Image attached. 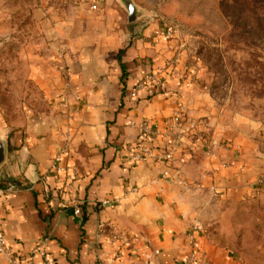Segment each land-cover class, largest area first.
Instances as JSON below:
<instances>
[{"label": "crops", "instance_id": "obj_1", "mask_svg": "<svg viewBox=\"0 0 264 264\" xmlns=\"http://www.w3.org/2000/svg\"><path fill=\"white\" fill-rule=\"evenodd\" d=\"M112 36L110 52L74 53L72 92L59 105L67 114L0 125L6 140L0 229L20 261L41 264L32 255L42 245L53 264H178L189 252L188 230L199 223L192 264H264V239L249 244L255 253L246 252L235 241V226L216 224L263 197L264 145L235 132L214 144L201 140L199 127L190 130L188 122L207 114L205 98L191 83H165L136 66L146 54L139 42L121 56L128 72L122 93L119 34ZM146 75L159 84L148 83L131 98ZM176 114L186 121L171 127ZM145 120L155 139L142 134ZM139 142L149 159L124 163L126 150ZM0 264H6L2 255Z\"/></svg>", "mask_w": 264, "mask_h": 264}, {"label": "rangeland", "instance_id": "obj_2", "mask_svg": "<svg viewBox=\"0 0 264 264\" xmlns=\"http://www.w3.org/2000/svg\"><path fill=\"white\" fill-rule=\"evenodd\" d=\"M131 1L139 14L132 23L119 0H0V125L67 114L59 105L72 92L74 53L110 52L117 33L118 51L133 42L146 50L136 66L165 83L195 85L207 114L188 127L198 126L201 140L235 132L264 145V0ZM238 209L216 224L235 226V241L255 253L249 244L264 239V195Z\"/></svg>", "mask_w": 264, "mask_h": 264}, {"label": "built area", "instance_id": "obj_3", "mask_svg": "<svg viewBox=\"0 0 264 264\" xmlns=\"http://www.w3.org/2000/svg\"><path fill=\"white\" fill-rule=\"evenodd\" d=\"M93 9L96 8V5H92ZM172 31V28L170 26L167 27L166 33L169 36ZM148 83L152 84H159V79H157L154 75H146L143 77L140 81L137 82L135 88L129 93V96L131 98H135L142 88ZM171 124L173 127L174 125L179 126L183 125V119L179 114L173 115L171 117ZM192 125V124H190ZM141 131L142 134L149 138V139H155L156 135L154 131L149 126L148 121H143L141 125ZM214 144V142H211ZM150 152L148 147L139 142L134 146L129 147L126 150V153L124 155V163L128 165H137L139 163L145 162L150 157ZM258 183L264 186V176L259 177ZM10 188V187H9ZM6 189L0 185V198L4 195ZM108 204V201H103V205ZM75 213H79V208H74ZM202 231V226L199 223H194L190 229L188 230L186 234L187 238V245L189 248V252L186 255V257L178 264H192L196 260V253H197V236ZM120 236L117 234L113 235L114 239H118ZM43 244V243H42ZM42 245H39L33 252V255L38 254L41 258V264H53L52 260L48 257L47 252L42 249ZM159 251L155 250L153 252L154 256H157ZM0 255L4 256L6 259V264H22V262L19 259L18 253L11 247L8 240L6 239L3 231L0 229Z\"/></svg>", "mask_w": 264, "mask_h": 264}, {"label": "water", "instance_id": "obj_4", "mask_svg": "<svg viewBox=\"0 0 264 264\" xmlns=\"http://www.w3.org/2000/svg\"><path fill=\"white\" fill-rule=\"evenodd\" d=\"M121 4L124 6L127 12V22L132 23L138 19V10L136 6L132 3L131 0H119ZM6 154V140L2 138L0 133V165L5 160Z\"/></svg>", "mask_w": 264, "mask_h": 264}, {"label": "trees", "instance_id": "obj_5", "mask_svg": "<svg viewBox=\"0 0 264 264\" xmlns=\"http://www.w3.org/2000/svg\"><path fill=\"white\" fill-rule=\"evenodd\" d=\"M124 51H125V49H121V50L118 51V53H117V55H116V58H117V61H118L119 67H120V69H121V76H120V78H121V83H122V88H121V92H122V93L124 92V89H125V86H126V81H125V79H126L127 76H128V72H127V70H126L125 63L123 62V60H122V58H121V56H122V54L124 53ZM121 52H122V53H121ZM136 84H137V83H136ZM136 84L133 85V87H135ZM0 185H2L1 182H0Z\"/></svg>", "mask_w": 264, "mask_h": 264}]
</instances>
